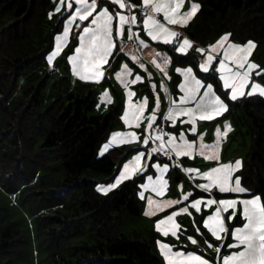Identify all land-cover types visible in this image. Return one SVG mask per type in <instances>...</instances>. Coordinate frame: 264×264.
<instances>
[{
    "label": "trees",
    "instance_id": "trees-1",
    "mask_svg": "<svg viewBox=\"0 0 264 264\" xmlns=\"http://www.w3.org/2000/svg\"><path fill=\"white\" fill-rule=\"evenodd\" d=\"M195 1L201 6L185 27L189 40L206 45L227 33L240 43L253 41V57L264 67V0ZM54 7L52 0H0V186L19 193L34 217L37 246L46 252L33 261L26 231L0 205V264H164L154 239L123 230L144 211L138 196L144 175L107 195L98 190L116 179L128 158L129 152L118 148L99 155L120 123L121 105L92 115L94 93L84 92L86 85L71 91L68 77L53 84L47 99L55 70L47 57L63 28L62 19L50 18ZM170 52L175 62L197 63L193 52ZM215 82L220 90L218 78ZM236 106L244 110L240 118L251 136L239 176L264 199V98L247 97Z\"/></svg>",
    "mask_w": 264,
    "mask_h": 264
},
{
    "label": "rangeland",
    "instance_id": "rangeland-1",
    "mask_svg": "<svg viewBox=\"0 0 264 264\" xmlns=\"http://www.w3.org/2000/svg\"><path fill=\"white\" fill-rule=\"evenodd\" d=\"M52 2L55 7L50 18H55L56 21H58V19L63 20L62 31L57 35H62L64 28L69 27V36L60 54L56 56L51 63L49 62L51 67L53 69L55 68V70L52 73V76L48 83L47 99L50 100L52 97L53 84L60 81L63 77H68L72 84L71 91H80L82 89V85H86L88 86V88L84 89V92L87 93L91 91L94 93L96 98V106L91 113L92 115H106L111 111L113 107L121 105L122 112L120 123L110 133L99 150V155H103L110 149L114 148L124 149L125 151L129 152L127 160L120 166L118 176L122 171H124L125 163L133 161L134 157L138 155L139 152L144 153V156L140 161V167L137 168L135 172H131L130 174L126 175V177L121 179L119 183H116V179H114L108 184H100L98 186V190L102 194L107 195L112 191L119 189L125 181L133 179L139 175H144L145 179L139 184L138 191L139 199L142 200L144 205V211L140 217L126 222L123 226V230L131 234L139 233L142 235L143 239H154L156 252L158 256L163 260L164 264H167V261L165 260V257L161 252L159 242L173 245L174 247L172 248V251L182 250L185 253H187L188 251H195L198 255H203L206 259H209L211 264H222L223 255L229 254L232 251L239 250L237 248H229L227 247V245L229 243H234V238L232 235L233 226H239L244 222L240 218V210L242 208V205H237V215L236 218L232 220L228 219V216L232 211L231 209L228 212L222 213L228 231L221 233L223 239L218 240L216 237L212 236L210 230H208L202 224V220L205 219L207 215L214 213L216 205L205 207L202 203L201 210L197 212L190 206V201L193 198H198L201 196L207 198L209 197V195L217 200L234 199L238 197L243 199L247 198L250 195L249 193L251 192L248 190V192L246 193H220L218 189H213L211 194H209L204 189H200L195 186L197 184L206 183V180L199 176H195V173H185L183 171V167H194L199 168L201 171H206L209 168L215 167L220 163H232L234 165L235 161L239 160L241 161V166L238 169H235L232 173V186H235V178L239 177L240 186L244 187L239 173L242 171L246 156L251 149V136L247 133L248 126L240 118L244 110L237 108L236 104L241 99L247 97L261 96L264 98V95H262L258 91L253 92L251 95H249L248 93L251 91V84H249V86L245 89L244 95L238 96L235 100H231L230 90H226L223 88V82L220 80L218 72L213 74L211 69L209 70V72H204L203 70L198 69V63L205 58L206 53H199L196 49L199 47H204L206 50H208V46L211 44H215L222 36L211 40L206 45H197L192 42V46L188 49L187 53L177 52L183 55L190 52L197 54L198 58L196 65L180 64L178 62H175V55L170 51L174 49V46H178L175 43L176 39H179L182 42L183 38H188L186 36L185 27L189 24L192 18L186 25H168L175 31L181 33V36L178 38H174L171 43H165L163 40L154 41L147 35V31L142 24L143 9L140 7L142 3L140 5H136L135 8L130 9L132 14L136 15L137 17V23L131 25V39H129V26L126 25L123 38L121 39L117 37L116 45L112 53L107 58V63L102 65L104 69L103 78L98 82L83 80L72 73L71 62L69 61L68 56L74 53L75 47L79 46V35L82 34L83 27L88 26V24L90 23L91 17L88 21H81L77 17L73 21L71 26H68L70 14L74 13L75 8L78 6L76 5L75 0H63V2L62 0H52ZM69 2H71L73 5L71 9L68 8ZM99 2L100 0H98V5ZM125 2L126 4L128 3L127 0H125ZM129 2L131 3V1ZM193 2L200 5V3L195 0H184L182 11H187L191 3ZM57 8H59V11L56 10ZM199 9L196 11V13L199 11ZM110 10L124 12L126 15L129 12V9H119L118 6H113L110 8ZM196 13L193 15V18L195 17ZM157 18L163 20V14H158ZM140 40H144L146 44L141 45L139 43ZM228 43L245 44L232 40L230 35L228 37V40L225 42V45H227ZM253 44L254 47L252 48L251 54L249 56V61L259 65L253 57L256 49V43L253 42ZM54 48L55 41L53 50ZM219 55L222 56V52ZM133 57H135L136 59H133ZM168 57H170L171 59L165 66L164 61L165 58ZM153 60H155L156 63L160 64V68L156 67V63H153ZM125 64H127L128 68L131 69L130 74H124L122 72V68ZM141 65H143V67H141ZM165 67L167 70V76H165L161 71V68ZM177 67H192L194 72H196L198 78L204 80L205 84L213 83L215 89H217L215 80L218 78L221 87L220 90L217 91V94L221 95V98L224 99L225 103L228 105L227 110L224 111L220 116L215 117L213 120H197L196 133L187 131L192 126L190 123H180V120H186V117L178 118L175 125H173L170 120L164 118L170 104L169 96L178 101L180 95L183 94L178 87V82L183 80V76L180 73L175 72V69ZM213 67L218 68V64L215 61L213 63ZM261 69H264V67H261L260 65L258 69H254L251 74V79L264 85V82L262 80V75L264 73H261L260 76L256 75V72H259ZM117 72H121V80L127 82V88H125L120 80L117 79ZM137 74L142 76L143 79L141 81H138L136 84H131L130 81L135 79V76ZM169 77H171V79H169ZM152 85H155V87L153 88ZM165 87L167 88V92L165 91ZM106 89L110 93L111 102L102 101V93H104ZM129 90L134 93L131 101H129L128 97ZM202 91L203 90H201V92ZM225 92H229V95L227 97L223 95V93ZM157 94L160 98V108L156 110L157 120L153 122V128L151 130H148L147 117L154 109L155 96ZM144 97H147V106L143 113V116L145 118L140 122L139 126H137L135 123H132L131 125L127 124L123 117L126 111L131 112L130 104L132 108H134L136 105L142 102ZM189 106L192 105L190 104ZM163 120L167 121L168 130L170 132L179 137V132L177 131V129L183 131L187 139H194L196 141L197 147H199L201 133L203 134V142L205 144L212 145L217 142L215 129L219 127L221 132H224L225 124L227 123L228 125H230V130L227 131V135L219 138V160H208L200 156L198 152L196 153L194 158L187 156L177 158L173 154L170 159L169 156L163 155V152L151 153V156H149L151 148L156 146V143L158 142L150 140L149 144L144 145L143 139L149 134V131L151 132V135L155 137L156 130L160 127ZM129 132L138 133L140 138L130 139L126 136H123L113 139L114 133ZM105 145H107V148H105ZM163 158L167 159V161H161V159ZM172 160H178L179 165H182L183 167L173 164ZM157 162L161 165H163L164 163L169 164L168 170L163 175V179L168 181L167 188L163 195H160L158 192H154L151 186L157 182V178L161 175L160 171L155 167V164ZM149 176L152 177V181H149ZM193 176H195L194 180L190 178ZM109 184H116V186L108 189L107 192L100 190L101 186L107 187V185ZM181 184L183 185L182 190L180 188ZM144 185L149 186L144 187ZM182 192L192 193L188 201H184L182 199ZM148 198H152L154 201L158 202L180 200L181 203L165 207L161 210L153 209V214L150 215ZM0 205L9 208L13 212V218L21 223V227L26 231L30 243L32 244V250L30 249V251L31 255L33 256V261L37 263L40 258H43L45 256L46 252L40 250L37 246V231L34 217L30 213L29 209L20 203L19 193L10 194L3 190V188L0 186ZM185 206L189 208V212L191 213V215L187 213H179L174 217V220L180 225L179 229L177 230L178 238L174 237L171 232H169V235L164 236L163 233L157 230L156 221L158 219L164 218L174 209ZM197 228H199V232L196 231ZM189 235L194 236L197 243L193 244L191 241L187 240L186 237ZM209 244H211L212 246L210 247ZM221 245H223V247L220 248V253L218 254L216 252V247ZM38 253L40 254V256H38ZM218 256L219 258H217Z\"/></svg>",
    "mask_w": 264,
    "mask_h": 264
},
{
    "label": "snow or ice",
    "instance_id": "snow-or-ice-1",
    "mask_svg": "<svg viewBox=\"0 0 264 264\" xmlns=\"http://www.w3.org/2000/svg\"><path fill=\"white\" fill-rule=\"evenodd\" d=\"M63 2V0H62ZM76 5L75 12L70 14L68 20V26H71L73 21L78 17L81 21H88L91 17L88 26L83 27L82 34L79 35V46L74 48V53L68 56L71 62V71L76 76L83 80L99 81L103 78L104 69L102 65L107 63V58L112 53L117 37L123 38L125 34V26H129V39H131V25L137 23L136 15L132 14L131 8H135V4L127 3L125 0H75ZM72 3H68V8H72ZM118 6L119 9H129L128 14L124 12L110 10L111 7ZM184 6V0H142L140 7L143 9L142 24L147 31V35L154 41L163 40L165 43H171L174 38L181 36V33L175 31L168 25H186L188 21L193 17L196 11L200 8L198 3H191L187 11H182ZM59 11V8L56 9ZM163 14V20L158 19V14ZM115 33V35H114ZM230 34L222 36L215 44L208 46V50L204 47H199L196 50L199 53H206L205 58L198 63V69L204 72H216L219 73V78L223 82V88L230 90L231 100L237 99L238 96L245 94V89L251 84V91L248 93L251 95L253 92H259L264 95V85L251 79V74L254 69H258L259 65L249 61L254 44L252 41H248L245 44L228 43ZM69 36V27H65L62 35L55 36V48L48 55V61L51 63L53 59L60 54L62 48L66 44ZM141 45H145L144 40H140ZM176 45L174 51L179 53H187L188 49L192 46V41L188 38H183L182 42L176 39ZM222 52V56L219 54ZM219 57V58H218ZM133 59H136L133 57ZM170 57L165 58V66L169 63ZM214 61L218 64V68L213 67ZM179 62V61H178ZM153 63H156L153 60ZM143 67V65H141ZM156 67L160 68V64L156 63ZM161 71L167 76V70L161 68ZM124 74H130L131 69L125 64L122 68ZM175 72L180 73L183 76V80L178 82V87L183 93L180 95L179 100L173 99L169 96V107L165 115V119L170 120L173 125L180 117H186V120H180V123H190L192 126L187 130L192 133L197 132V120H213L215 117L220 116L227 110L228 105L225 103L221 95L217 94L218 89H215L213 83L205 84L204 80L197 77L192 67H177ZM264 73V69L256 72L257 76ZM150 75V74H149ZM116 77L124 85L128 87L127 82L121 80V72L116 73ZM143 79L142 76L137 74L135 79L131 80V84H136ZM171 79V77H169ZM154 88L155 85H152ZM201 90H203L201 92ZM167 92V88L165 87ZM134 93L129 90L128 97L131 101ZM224 96H228L229 92L223 93ZM103 102H111L110 93L106 89L102 93ZM192 106H189V105ZM147 106V97H144L142 102L131 108V112L126 111L123 119L129 125L135 123L139 126L140 122L145 118L143 113ZM160 108V98L157 94L155 96V106L151 114L147 117L148 124L147 129L153 128V122L157 120L156 110ZM230 130V125L225 124V131L221 132L220 128L215 129L217 142L212 145L205 144L203 142V134L201 133V139L199 147H197L196 141L186 138L183 131L177 129L179 137L175 134L168 132L165 133L162 130L156 132L155 137L149 134L144 137L143 144H149L150 140H154L156 146L152 147L149 153L163 152L165 156H169L170 159L174 154L175 157H192L194 158L198 152L200 156L208 160H219V138L227 135V131ZM126 136L130 139H139L140 136L136 132L129 133H114L113 139L116 137ZM168 136L169 139L165 140L164 137ZM179 140V142H178ZM107 148V145H105ZM144 156L143 152H139L129 163L124 164V171L116 178V183H119L121 179L131 172H135L140 167L141 158ZM173 164L179 165L178 160H172ZM241 166V161H235L232 163H220L215 167H211L206 171H201L199 168L183 167L185 173H195V176H199L206 180V183L195 185L197 188L204 189L211 194L213 189H218L220 193H246L248 189L240 186V178H235V186H232V173L235 169ZM155 167L160 171L161 175L157 178V182L152 186L154 192H158L163 195L168 181L163 179L164 173L168 170L169 164L156 163ZM195 176L190 177L195 179ZM149 181H152V177H148ZM116 184H109L107 187L101 186L100 190L107 192L108 189L115 187ZM149 185H144L148 187ZM181 190L183 185H180ZM192 195L191 192L183 193L182 199L188 201ZM180 200H168L164 202L154 201L152 198H148L149 214H153V209L161 210L165 207L180 204ZM205 207H211L216 205L213 214L207 215L202 220V224L210 230L212 236L218 240L223 239L221 233L227 232V226L225 224L222 213L232 210L228 216L229 220L236 218L237 205H242L241 208V220L244 222L239 226H233V238L234 243H229L227 247L237 248L239 250L232 251L229 254L222 256V264H264V199L258 193H251L247 198H234V199H215L211 195L205 198L203 196L193 198L190 201V206L197 212L201 210V204ZM179 213L189 212L187 206L174 209L171 213L167 214L164 218L156 221V228L163 233L164 236L169 235V232L174 237H177V230L180 225L174 220V217ZM199 232V228L196 229ZM187 240L193 244L197 243L194 236L189 235ZM207 242V241H205ZM160 249L163 253L167 264H211L209 259H206L203 255H198L195 251H188L185 253L182 250L172 251L173 245L159 242ZM211 247L212 245L209 244ZM217 246L216 252L220 253V248ZM219 258V256L217 257Z\"/></svg>",
    "mask_w": 264,
    "mask_h": 264
},
{
    "label": "built area",
    "instance_id": "built-area-1",
    "mask_svg": "<svg viewBox=\"0 0 264 264\" xmlns=\"http://www.w3.org/2000/svg\"><path fill=\"white\" fill-rule=\"evenodd\" d=\"M158 130H162L163 132L165 133H168L167 129H166V122L164 121L163 124L157 129ZM156 131V132H157ZM165 137H168V136H165Z\"/></svg>",
    "mask_w": 264,
    "mask_h": 264
},
{
    "label": "crops",
    "instance_id": "crops-1",
    "mask_svg": "<svg viewBox=\"0 0 264 264\" xmlns=\"http://www.w3.org/2000/svg\"><path fill=\"white\" fill-rule=\"evenodd\" d=\"M127 2L130 3L128 0H127ZM131 4H134V3L131 2ZM192 19H193V17H192Z\"/></svg>",
    "mask_w": 264,
    "mask_h": 264
}]
</instances>
